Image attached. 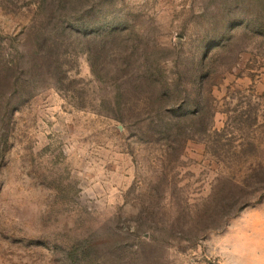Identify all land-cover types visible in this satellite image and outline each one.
<instances>
[{"label":"rangeland","instance_id":"374dc122","mask_svg":"<svg viewBox=\"0 0 264 264\" xmlns=\"http://www.w3.org/2000/svg\"><path fill=\"white\" fill-rule=\"evenodd\" d=\"M0 264H264V0H0Z\"/></svg>","mask_w":264,"mask_h":264}]
</instances>
